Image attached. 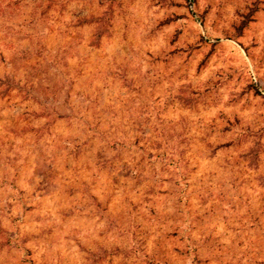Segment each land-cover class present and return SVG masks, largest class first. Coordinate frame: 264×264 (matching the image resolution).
I'll use <instances>...</instances> for the list:
<instances>
[{
	"label": "rangeland",
	"instance_id": "rangeland-1",
	"mask_svg": "<svg viewBox=\"0 0 264 264\" xmlns=\"http://www.w3.org/2000/svg\"><path fill=\"white\" fill-rule=\"evenodd\" d=\"M0 264H264V0H0Z\"/></svg>",
	"mask_w": 264,
	"mask_h": 264
}]
</instances>
